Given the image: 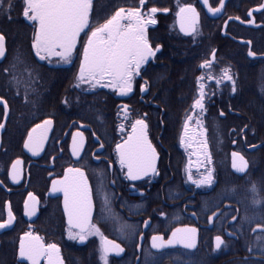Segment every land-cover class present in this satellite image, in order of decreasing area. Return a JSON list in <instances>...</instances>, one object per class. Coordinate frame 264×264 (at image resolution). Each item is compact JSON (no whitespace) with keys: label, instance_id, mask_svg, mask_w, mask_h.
Returning <instances> with one entry per match:
<instances>
[{"label":"flooded vegetation","instance_id":"af4514ba","mask_svg":"<svg viewBox=\"0 0 264 264\" xmlns=\"http://www.w3.org/2000/svg\"><path fill=\"white\" fill-rule=\"evenodd\" d=\"M208 2L215 8L220 0ZM116 3L126 5L125 9L139 6V0ZM187 5L199 14L194 32L188 22H183L185 31L181 19L179 23L180 8ZM262 5L264 0H224L222 10L213 14L203 0H146L141 8L146 18L152 7L168 9L158 11L157 22L147 25L149 42L153 49L159 46V51L142 65L132 92L124 96L110 86H75L87 37L104 21L93 27L89 16V27L80 34L68 64L58 57L50 61L36 57L32 48L36 25L32 22L29 45L35 61L22 66L19 84L0 82V97L8 105L5 116L0 103V124L4 125L0 128V222L8 219L9 206L15 217L8 228L0 229V264H30L20 256L21 239L27 232L39 236L45 246L56 244L63 264H104L101 236L91 234L83 242L69 239L63 193L52 192L53 181L62 180L70 167L82 168L92 189L91 223L124 249L119 255L110 252L108 264H264ZM205 61L211 67L202 68ZM225 70L231 80L224 77ZM201 76L204 79L198 83ZM145 81L146 91L141 92ZM200 84L206 94L203 113L192 109ZM186 115L193 116L190 147L180 143ZM137 119L148 126V139L158 153V174L133 181L126 178L127 169H121L115 149L132 134ZM45 120L52 121L47 139L39 154L33 155L24 142ZM78 133L83 135L79 159L71 150ZM205 139L210 163L201 147ZM233 152L247 161L245 172L232 167ZM17 160L19 176L13 181L10 173ZM101 169L106 170L104 177L99 174ZM209 171L211 184L198 187L192 183ZM101 182L109 193L110 209L103 215V197L96 191ZM29 193L37 199L36 213L31 216L25 208L26 201L29 209L33 205ZM121 224L130 226L125 235L119 231ZM178 228L197 230L194 248L179 244L152 248L153 236L167 242ZM216 236L224 241L219 249ZM40 264H47V258L41 257Z\"/></svg>","mask_w":264,"mask_h":264},{"label":"snow or ice","instance_id":"6c2138e0","mask_svg":"<svg viewBox=\"0 0 264 264\" xmlns=\"http://www.w3.org/2000/svg\"><path fill=\"white\" fill-rule=\"evenodd\" d=\"M23 3L24 17L36 25L32 43L36 57L40 61H50L52 57H58L65 64L70 63L80 34L89 27V16L93 9V0H23ZM145 3L146 0H139V6L137 7L128 9L119 8L111 16L106 18L102 24L91 30L86 44L83 47V58L79 66V73L76 77V87H79L81 83H88L92 88H95L96 85L117 88L119 94L122 96L132 92L134 77L140 74L142 65L147 64L149 59L155 55V52L159 51V46L153 49L149 42L146 34L147 25L157 22L154 16L158 11H168L167 8L158 9L152 7L148 10V16L146 18L141 11ZM203 4L208 8L209 12L215 14L224 7V0H220L219 6L215 8L209 4L208 0H203ZM13 7L12 0H0V12H8ZM261 7L264 8V5ZM251 14V12L248 13V15ZM178 15H180L182 20L181 30L185 31L183 22H188L191 31L194 32V25L199 16L196 8L192 5L181 7ZM5 53V37L3 34H0V59L5 57ZM249 55L252 56L254 53L249 52ZM22 63L23 61L17 57L15 62L3 70L8 72L11 80H15L17 84L20 81L17 80L13 73L18 70V65ZM201 67H211V63L205 61ZM28 74L31 76L32 72L29 71ZM224 77L228 80L232 79L228 75L227 70L224 71ZM208 78L212 79L213 77L209 76ZM203 79V76L199 77L198 83ZM11 80L9 81L10 83ZM105 81L108 83L104 84ZM146 85L147 81H145V86H141V92L146 91ZM233 91H235V87H233ZM205 95L204 86L200 84L199 97L194 100L192 105L193 110L199 109L201 113L205 111ZM0 103L3 104L4 115L7 116V102L0 97ZM126 108L127 106H125ZM192 119V115H186L184 133L180 137V143L185 147H190L194 139V136L189 134V122ZM51 124V120H45L42 125H36L29 132L28 139L24 142V148L32 152L33 155H38L43 149L44 142L47 139L46 132ZM197 124L202 128L200 120H197ZM3 127L4 125L0 124V128ZM147 127L143 119H137L132 125V134L128 136V139L123 143L116 144L115 150L118 162L121 169H127L126 178L129 180H139L144 176H148L150 173L153 175L158 174L156 170L158 153L148 139ZM38 129L41 132L38 135H34ZM204 131L206 130L201 131L199 134L203 136ZM77 136L80 137L79 141L77 140ZM100 147L103 148L104 145L101 143ZM201 147L205 149L206 159L210 163V155L206 152V139L201 141ZM82 149L83 135L82 133H78L73 136L72 155L79 159ZM232 157V167L237 172H245L248 167L245 158L237 152H233ZM96 158L98 159L99 157ZM19 164V160L12 164V172L10 175L13 181H17L19 176ZM99 174L101 177H104L106 170L101 169ZM188 179L192 180L190 173ZM212 181L213 175L209 171L200 180H192V183L199 187L201 185L211 184ZM96 191L98 196L103 197L101 204V212L103 215L105 211H110L108 207L109 193L105 191V185L102 182L98 185ZM253 191H255V186H253ZM52 192L63 193L64 213L67 215L69 225V239H79L83 242L88 235H100L102 240L101 260L104 261V264H108V254L110 252H115L119 255L124 251L120 244L107 240L100 233V229L91 223L93 193L82 168H68L62 180L53 181ZM28 196L29 200L33 202V205L29 209L27 201L25 202V208L28 210L26 214L30 216L35 215L37 199L32 193H29ZM254 203H261V201H254ZM14 219L15 217L9 206L8 219L0 222V229L9 227ZM145 225H148L147 221H145ZM72 228L78 229L79 231L73 233ZM129 228V225L121 224L119 231L122 235H125ZM196 231L195 228L176 229L167 242L164 241L162 236H153L152 248L163 249L175 244H182L185 248H194ZM25 240H27V243ZM215 240L216 248L219 249L224 244V241L220 236H216ZM59 253L60 249L56 244H48L45 246L41 238L34 236L31 232L25 233L21 239L20 256L27 259L30 264H40L41 257L47 258V264H63Z\"/></svg>","mask_w":264,"mask_h":264},{"label":"trees","instance_id":"16d2710c","mask_svg":"<svg viewBox=\"0 0 264 264\" xmlns=\"http://www.w3.org/2000/svg\"><path fill=\"white\" fill-rule=\"evenodd\" d=\"M14 7L8 12H0V33L7 40V55L0 63V82L11 80L8 72L3 71L9 65L15 62L18 57L22 64L18 65V70L14 71L17 80H21L22 68L19 66L25 63H32L36 59L30 49L31 33L34 30L23 15V0H12ZM111 2V3H110ZM92 13L90 15V24L95 27L98 23L111 16L115 10L126 8V5H117L116 0H95ZM10 17V18H9ZM102 20V21H101ZM34 60V61H33ZM4 86V84L2 85ZM0 191L1 188H0Z\"/></svg>","mask_w":264,"mask_h":264},{"label":"water","instance_id":"95a60500","mask_svg":"<svg viewBox=\"0 0 264 264\" xmlns=\"http://www.w3.org/2000/svg\"><path fill=\"white\" fill-rule=\"evenodd\" d=\"M222 10V9H221ZM178 19H179V23H180V19H181V17H180V15H178ZM181 24V23H180ZM0 34H2V33H0ZM5 37V36H4ZM5 47H6V53H5V57H6V55H7V40H6V37H5ZM5 57L3 58V59H0V63L5 59ZM1 130H2V128H1ZM1 130H0V143H1ZM34 135H37V133H34ZM8 228V227H7ZM178 229H182V228H178ZM262 229H264V228H262ZM172 236V235H171ZM176 245H178V244H176ZM179 245H182V244H179ZM171 246H174V245H171Z\"/></svg>","mask_w":264,"mask_h":264},{"label":"rangeland","instance_id":"374dc122","mask_svg":"<svg viewBox=\"0 0 264 264\" xmlns=\"http://www.w3.org/2000/svg\"><path fill=\"white\" fill-rule=\"evenodd\" d=\"M93 6H95V8H96V6L97 5H94V2H93ZM94 8V7H93ZM93 10V9H92ZM91 13H92V11H91ZM91 13H90V15H91ZM25 20H27L26 18H25ZM30 24L32 23V21H29V20H27ZM34 33H35V31H34ZM24 65V64H23ZM23 65H21V66H19L20 68H23L22 66ZM15 75V74H14ZM9 81V80H8ZM6 82V81H5Z\"/></svg>","mask_w":264,"mask_h":264}]
</instances>
